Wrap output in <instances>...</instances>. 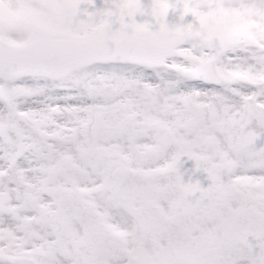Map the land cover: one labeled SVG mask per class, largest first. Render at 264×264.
Returning a JSON list of instances; mask_svg holds the SVG:
<instances>
[{"label": "snow or ice", "instance_id": "obj_1", "mask_svg": "<svg viewBox=\"0 0 264 264\" xmlns=\"http://www.w3.org/2000/svg\"><path fill=\"white\" fill-rule=\"evenodd\" d=\"M0 264H264V0H0Z\"/></svg>", "mask_w": 264, "mask_h": 264}]
</instances>
